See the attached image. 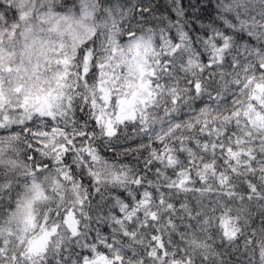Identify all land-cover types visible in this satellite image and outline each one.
<instances>
[{
  "label": "clouds",
  "instance_id": "obj_1",
  "mask_svg": "<svg viewBox=\"0 0 264 264\" xmlns=\"http://www.w3.org/2000/svg\"><path fill=\"white\" fill-rule=\"evenodd\" d=\"M117 2L125 10L133 4L140 6L137 0L131 4L128 0H97V16ZM151 3L156 11L145 18L127 12L117 37L124 45L129 42V31L135 34L133 39L150 38L146 67L155 74L144 79L152 81L151 95L142 92L146 99L136 104L134 118L129 115L117 122L116 101L131 91L129 82L138 79L124 64L128 49L118 52L110 64L104 36L83 34L73 49L67 36L48 31L51 26L39 17L49 7L66 10L76 0H33L28 22L38 38L34 46L22 51L24 41L18 30L11 64L13 68L19 65L21 71L0 72L5 96L0 121L7 116L15 122L11 126L5 122L0 129V247L6 252L0 264H29L20 253L28 240L40 239L47 240L45 255L53 264L60 255L69 257L68 264H82L78 254L84 249L78 245L84 244L90 249L95 245L94 255L121 256L123 264H171L177 250L182 264L189 259L191 264H264V128L253 127L243 115L248 105L253 113H264L262 99L252 98L260 95L254 92V84L264 83V72L255 66L264 61L249 56L244 48L251 32L261 35L249 43V49L264 50V0H201L200 4L183 0L185 14L179 17L173 9L180 7V0ZM16 7L12 0H0L4 13L0 28L10 29L18 22ZM193 7L201 10L194 12ZM209 25L221 32L227 29L232 38L231 47L223 53L217 51L222 42H216ZM4 43H12L7 35ZM89 50L96 64H108L93 73L89 60L94 79H86L82 71V53ZM65 53L70 58L67 68L56 63ZM8 64L6 56L4 66ZM245 65L254 77L247 91L234 84L238 78L246 82ZM101 84L113 90L111 103L101 99L107 95L99 90ZM18 85H23L19 93L15 91ZM49 93L55 119L37 111L49 110L43 99ZM37 96L41 99L36 100ZM237 111L239 116L233 115ZM93 112L104 113L100 123L95 122ZM109 117L114 129L111 135L105 127ZM238 138L250 142L238 144ZM228 147L250 152L254 159L233 158ZM89 152L99 159L94 161ZM34 184L40 192L36 199ZM251 185L256 190L245 191ZM26 200L32 201L31 208L17 212V202ZM27 212L33 223L26 227L23 216ZM12 213L17 215L9 223ZM65 216L78 228V236L65 224ZM53 225L57 232L46 237ZM154 234L170 243L167 258L149 256L155 247ZM105 238L108 243L115 241L107 253L100 243ZM31 264L44 262L33 258Z\"/></svg>",
  "mask_w": 264,
  "mask_h": 264
},
{
  "label": "snow or ice",
  "instance_id": "obj_2",
  "mask_svg": "<svg viewBox=\"0 0 264 264\" xmlns=\"http://www.w3.org/2000/svg\"><path fill=\"white\" fill-rule=\"evenodd\" d=\"M128 2L131 4L132 0H128ZM12 3H15L17 5L16 12L14 13V16L18 14V22H13L11 24L10 29L8 28H0V72L6 71L8 73L16 72L17 74L20 73L21 67L18 65L17 67L13 68L11 64V57L16 55L14 42L17 37V31L19 30L20 38L23 39L24 45L22 48V51H25L32 46H34L36 39L38 38L36 35V30L34 26L29 23V17L33 14L34 11V4L33 0H12ZM137 3L140 5L139 8L136 7L135 4L131 8H125L117 2L113 6H108L103 8V15L97 16L98 11V5L97 0H76V5L67 8L66 10L61 11H55L52 7H49L47 12L41 15L39 18L43 23L49 24L51 27L48 29V31L56 32L58 36L64 37L67 36L72 41V47L75 49L76 42L80 39L81 35L87 34L89 36H104L107 40V47L104 48L105 53H110V59L109 64L111 63L112 59L116 58V54L119 52L123 54V49L126 47L128 49V58L124 60V64L128 66L129 71L134 74H138V79L133 81H130L128 84V88L131 89L130 92H126L123 96L117 99V112H116V120L117 122L121 121L124 118H127L129 115H131L134 118L135 114V106L139 103H144L146 97H144L141 93L147 92L149 95H151V84L152 81L149 79L145 81L144 77L146 75H154V71L146 67V57L150 48V38L145 39V37L141 36L139 38L133 39L134 33L129 31L128 37L129 42L128 44L124 45L121 44L120 41L117 39V37L120 35V27L122 26L121 21H126L128 19L127 12H135V15L140 16L141 18H145L149 15V13L155 12L156 8L152 6L151 0H137ZM201 0H197V4H200ZM8 7H11V3L7 4ZM201 9L193 7L194 12H198ZM173 11L176 12L177 17L185 14V8L183 7V0H180V7L174 8ZM119 12V16L116 15V13ZM39 15V14H38ZM4 19V13L0 12V22H2ZM23 23L24 27L21 29L20 25ZM209 30H211L214 34V38L216 42H222L219 49H217L218 52L223 53L227 48L231 47V40L232 38L227 35V29L224 32H221L218 28L213 27L212 25L208 26ZM97 29H100L99 32H97ZM39 31L43 32L44 29H40ZM151 31V30H150ZM207 34V33H206ZM5 35L8 36L9 40L12 41V43L6 45L4 43V37ZM181 36H183V33H180ZM259 33L253 34L249 33V43H253L254 41L258 40L260 38ZM161 39H163V34H161ZM249 43H246L244 45L245 51L249 56L255 55L257 57H260L262 61H264V50L260 48H253L249 49ZM59 47L63 49L65 47V43L63 40L60 41ZM178 47V45H177ZM9 58V64L7 67L4 66V59L5 57ZM83 59H84V65L82 68V71L85 73V78H92L95 77L90 76V69H89V60L92 61V64L94 65L91 68V72H96L97 69H103L108 66V64H96L95 59L92 57V50H89L87 53H82ZM218 59H223L222 56L218 57ZM129 60L131 62H129ZM70 62V58L65 53L62 58L57 59L56 63L57 65H63L65 68H67L68 64ZM117 66H120L119 64ZM233 66H236V62H233ZM255 70H259L261 72H264V62H261L260 64L255 66ZM26 71V69H25ZM252 71V69H249L246 65L243 67V72L246 77L245 80L236 79L234 84L237 87H242L245 91L249 88L250 85L253 84L254 77L249 75V72ZM66 75V73H65ZM101 76H104L105 73L100 72ZM113 79H117L113 72ZM264 79V77H262ZM0 80H2V77H0ZM107 83V81H105ZM195 89L197 92L200 90V84L199 82H196ZM23 90V85H18L15 88V91L19 93ZM102 93H107V95H102L101 99H103L106 103H111L112 97H111V91L112 89H105L103 85L101 84L100 89ZM254 92H259V96H253V99H262V102H264V83L257 82L253 86ZM5 99L4 91L2 84H0V103H3ZM36 100H40V96L35 97ZM44 102L47 105V108L49 109L46 113L43 108H38L37 111H39L40 115L47 114L48 116L55 119L51 109V93H49L44 98ZM85 101L88 100V97L84 98ZM29 101V96H25V107H27ZM91 105L93 109L96 107V98L93 96L91 100ZM69 106H71V98L69 97ZM63 114V113H62ZM95 116V122L98 124L101 122L104 113L101 112L100 115H96L95 112L92 113ZM239 112H234L233 115L239 116ZM244 117L247 119L248 123L251 124L253 127H259L264 128V113L261 112H254L252 110V105H248V109L244 111L243 113ZM31 118V116H29ZM5 122H8V125L11 126L14 124V121H10L7 116L4 117L3 121H0V129L5 127ZM20 123H23V121H20ZM105 127L108 131V134L111 135L114 131L113 129V121L111 117H109L105 121ZM53 133L57 131L55 127L51 129ZM38 133H33V135H37ZM45 136H47V132L44 133ZM250 141H244L241 139H237V143H249ZM71 143V141L69 142ZM41 147H47V145H40ZM68 145H64L65 150H67ZM223 147V146H221ZM29 150H32L31 148ZM228 153L231 154L233 158H238L241 155L247 156L250 160L254 159L251 157L250 152H246L243 149L240 151H235L232 147H228L226 149ZM89 155H92L91 152H89ZM92 159L94 161H97L99 158L92 155ZM94 175V173H93ZM139 183V181H137ZM183 183V181L181 182ZM256 190L255 185H251L249 188H246L245 191H251L254 192ZM40 192L38 191V186L34 184V196L33 198H39ZM161 203H163V200H161ZM32 201L26 200L23 204H21L19 201L17 202V212L25 209L31 208ZM172 205L169 204V208H171ZM17 213H12L9 219V223L12 222V219L15 218ZM156 218V213H152V219ZM191 219V217H189ZM65 224L68 225L69 228L72 229L73 236L79 235L78 228L73 227V225L69 222L70 216L64 217ZM23 222L25 226L33 223L32 217L30 215V212H27L23 216ZM119 222V221H117ZM171 223V221H169ZM78 224L79 222L76 221ZM57 232V226L53 225L51 232H46L45 236H51L52 234ZM155 232V230H154ZM9 235H12L11 231L8 233ZM3 235V229H0V236ZM125 236H127V233H125ZM97 237H99V233L97 234ZM155 247L154 249L149 252V256H157L162 255L164 258H167L168 252L170 251V243H165L162 237H158L155 234L151 237ZM3 244H7L8 241L4 240L2 241ZM21 244H24L23 239L20 240ZM102 244V252L107 253V251L113 246V243H108L106 238L103 241H100ZM79 247H82L84 249L83 252L78 254V258L82 260V264H123L122 257L117 255L114 258H109L105 254H99L94 255L95 252V245L91 246V249L89 248L88 244L84 245H78ZM61 250L62 246H61ZM46 252H47V240L46 239H40V240H28L27 244L24 247V252L20 253V256L22 259H25L31 264L33 258H39L41 259L44 264H53L52 260H48L46 258ZM85 252L87 254H85ZM131 254V253H129ZM6 255L5 248L0 247V257H3ZM56 255H60V252ZM91 257V259H90ZM177 257H180V251L177 250L173 253V259L171 261V264H182L180 259H177ZM13 262L16 260V256L12 255L10 258ZM69 257L67 255H60V259L55 261V264H68ZM72 264H77L76 261H72ZM188 264H191V260H188Z\"/></svg>",
  "mask_w": 264,
  "mask_h": 264
}]
</instances>
